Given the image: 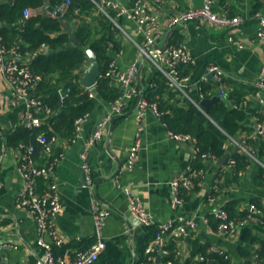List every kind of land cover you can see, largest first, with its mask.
Returning a JSON list of instances; mask_svg holds the SVG:
<instances>
[{"label":"crops","instance_id":"obj_1","mask_svg":"<svg viewBox=\"0 0 264 264\" xmlns=\"http://www.w3.org/2000/svg\"><path fill=\"white\" fill-rule=\"evenodd\" d=\"M117 1L130 7L134 3V0ZM261 1L260 9L264 12V0ZM204 3L205 0H161L153 7L158 10L159 21L163 23L178 11L201 7ZM256 3L257 0H214L217 12L244 17V23L237 28H224L204 20L190 21L175 28L170 40L174 37L184 40L196 59L195 65L186 66L182 71H186L189 76L192 86L190 92L195 99L200 98V104L205 99L217 97L219 101L226 97L221 95L213 75L208 76L207 80L203 79L209 65H218L226 72L227 91L235 84L251 86V82L264 71V40L257 34L260 25L254 18ZM64 7V4L51 5L50 0H45L44 7L31 10L29 16L37 13L61 16L65 12ZM51 8L62 13L52 12ZM100 15L98 8L80 14L92 24V29L99 27V30L97 21ZM29 16L24 14L25 18ZM116 19L120 27L116 26L121 33L117 35V48L110 52L114 53L118 66L124 70L137 57V44L143 41V36L137 33L136 23L132 19L123 15ZM64 22L66 28L74 29L80 19L67 17ZM98 31L92 38L101 36L102 31ZM157 72L150 61H143L136 82L138 94L126 99V111L112 116L115 117L113 129L110 120L103 136L90 148L92 187L86 183L80 153L98 122L111 112V102L100 94L96 95L95 107L83 125L80 136L74 141L59 136L53 153L58 161L52 179L58 183L60 190L62 208L56 215V225L64 243L55 246V254L69 253L74 257L92 245L96 238L94 204L98 203L111 210V213L107 216L104 228L106 248L94 264H137L143 247L156 230V224L181 214L195 218L198 227L189 236L170 239L169 243H173L174 248L180 251L174 264H201L205 262L203 252L207 255L210 252L227 254L232 264H245L246 257L242 251L253 252L260 247L258 241L246 240L245 232L249 230L264 239V226L254 218L238 229L234 236L219 232L211 221L213 206L208 201V195L217 185V203L225 205L236 201V209L240 212L246 211L254 198H260L264 203L263 171L257 162H250L245 169L246 174L236 178L232 169L225 167L218 159L210 157L203 161L196 158L194 144L172 137L166 124L150 109L146 115L147 128L137 162L132 169L123 168L128 148L135 140V113L139 96L142 94L144 98V94L150 91ZM208 80H211L213 88L211 96L205 97L200 83ZM112 84L120 91L118 84ZM248 103L256 105L251 92L245 94L242 105L247 106ZM24 108V104L13 102L9 84L0 75V264H19L22 261L36 264L43 253V248L37 244L36 221L17 205L23 178L19 171V150L11 143L10 136L22 125L21 112ZM255 125V117L250 114L244 126ZM239 136L252 139L251 133L246 130H241ZM252 140L254 145H258V140ZM227 148L231 151L236 146L229 143ZM44 156L40 150L38 164H42ZM199 163H204L203 172L194 174L193 171L199 169ZM184 174L197 179L198 189H184L182 194L185 201L175 206L172 183L176 177ZM124 187H128L151 211L155 220L153 225L139 223L131 214L129 197ZM154 264L165 263L160 260Z\"/></svg>","mask_w":264,"mask_h":264},{"label":"built area","instance_id":"obj_2","mask_svg":"<svg viewBox=\"0 0 264 264\" xmlns=\"http://www.w3.org/2000/svg\"><path fill=\"white\" fill-rule=\"evenodd\" d=\"M160 1L134 0L133 5L130 7L121 4L117 0H93L98 10L108 15L118 27L120 25L117 23L116 18L121 15L135 21L136 31L143 36V41L137 44V57L126 69L122 70L114 59L109 63L106 71L101 73V77H107L119 85L120 94L111 102V112L98 122L94 132L80 153L81 167L86 177V183L90 187L93 186L90 148L96 140L103 136L112 116L126 111V99L138 94L139 87L136 82L142 70L144 60L150 61L158 71L166 76L167 85L171 89L182 92L201 110H204L201 104L189 95L192 88L189 76L184 75L181 70L182 66L195 65L196 59L187 48L184 40L179 38L177 41L171 42L169 40L167 43H164L167 33L172 29L196 20H204L224 28H237L244 23V17L241 15H229L217 12L214 9V0H205L204 5L201 7H191L178 11L162 23L159 21L158 10L153 7V5L157 6ZM71 2L72 0H65V4L67 5ZM31 10L30 8H26L24 14L29 16ZM111 11L115 12L114 16L110 14ZM254 18L260 25L257 34L259 38L264 40V12L261 9L256 11ZM230 40H233V37H230ZM39 51L42 53L47 52L48 46L42 44ZM36 52L22 54L19 46H8L0 34V75L9 84L13 102L15 104H24L25 108L21 112V124L29 129L40 127L53 113L51 107L46 105L43 102L42 96L36 92L38 82L42 79L40 75L32 71L30 66L31 57ZM210 75L214 76L216 83L220 87L221 95H225L227 92L226 72L218 65L213 64L207 67L203 79L207 80ZM251 85L255 87L252 95L258 106L257 112L260 114V116L254 115L256 125L251 133V138L258 139L259 137H264V71L251 82ZM86 89L90 91L91 97L96 95L94 89ZM58 93L63 100L69 95L70 88L62 86L58 89ZM151 108H154L158 112L156 104H151L146 98H141L138 102L135 113L137 122L135 140L128 148V157L123 165L124 169H132L137 162L138 153L147 128L145 121L146 115ZM90 114V112H87L75 121L74 136L69 138V141H74L80 136L82 127L88 121ZM170 135L181 141L192 142L194 144L196 158L205 161L211 157L209 154L201 151L194 136L189 134H175L172 132H170ZM58 140V135L50 137L47 133L41 132L35 136V141H31L28 144H21L17 148L19 150V171L23 178L17 197V205L26 210L36 221L37 244L43 248L42 256L36 264H94L106 248L104 228L106 226L107 216L111 213V210L104 208L98 203L94 204L96 238L92 245L74 257H71L69 253L56 255L54 251L55 246H60L64 243V238L56 225V215L62 208L60 190L58 183L52 179V174L58 161L57 157L53 156L54 148ZM229 143H233L238 151L247 155L250 162H257L262 168L264 177V158L262 159L258 156L256 147L252 146L246 138L241 137H231L230 142L225 144L226 148ZM38 145L42 147L43 154L48 158L44 165L38 164ZM224 166L232 169L234 172L235 160L232 158L229 159L228 164H224ZM199 170L192 171L194 174H201L203 170ZM237 174L239 177H242L246 174V170H239ZM191 178V175L184 174L174 179L172 193L175 206H179L185 201L182 194V187L191 188L193 186ZM41 179H44L45 182L41 183ZM115 179L119 182L118 177ZM124 190L129 197L131 214L139 223L146 226L153 225L155 220L151 211L147 209L137 195L131 193L128 187H124ZM216 191H218L217 185L214 186L213 191L208 195V201L213 206V216L219 220L217 229L223 234L234 236L238 229L246 226L251 219L255 218L253 213L260 212L254 204H251L246 217H231L224 205L217 203ZM197 227L198 222L195 218L182 214L158 222L154 236L145 246L144 253L147 261L144 264H154L158 255L163 257L170 254L171 250L167 248L170 239L189 236ZM173 250L177 258L180 251L176 248H173ZM19 264L29 263L22 261ZM167 264H174V262L169 260ZM250 264L256 263L251 262Z\"/></svg>","mask_w":264,"mask_h":264},{"label":"trees","instance_id":"obj_3","mask_svg":"<svg viewBox=\"0 0 264 264\" xmlns=\"http://www.w3.org/2000/svg\"><path fill=\"white\" fill-rule=\"evenodd\" d=\"M50 4H64V14L58 16L37 13L25 18L24 10L26 8L38 10L44 7L45 0H3L0 2V34L8 46H19L22 54L37 51L30 60L32 71L42 77L38 82L36 92L42 96L43 102L53 110L52 115L40 127L29 129L21 125L11 133L10 141L16 148L20 147L21 144L35 141V136L41 132L47 133L50 137L58 135L68 139L72 138L74 136L75 121L87 112L91 113L96 104V95L91 97L90 91L79 84L83 73L82 68L88 63L86 49L91 48L96 52L102 73L106 71L109 63L115 59L114 53L110 51H115L117 48V35L121 33V30L103 12H100L101 15L97 21L100 30L99 27L92 29V24L80 16L88 10L97 8L93 0H72L68 5L65 4V0H50ZM261 5L262 1L257 0L254 11L260 10ZM110 14L114 16L115 12L111 11ZM67 17H78L80 23L74 29L66 28L64 19ZM98 30L102 31L101 36L92 38ZM178 39V37H174L171 42ZM42 44L48 46V51L45 53L39 51ZM185 67L182 66L181 70ZM157 73L154 84L151 86L150 91L144 94V98L151 104H156L157 110L163 115L164 123L170 132L194 136L201 151L219 161L229 151L230 155L224 164H228L229 159H234V174L236 178L239 177L237 171L246 169L250 159L247 155L238 151L237 148L231 151L228 150L225 144L230 142L231 137H240L241 130H246L248 133L253 132L254 127L244 126V122L250 114L260 116L257 112L258 106L255 104L253 106L250 103L243 106L242 103L245 100V94L248 92L253 93L255 87L235 84L231 90L226 92L225 98L212 103L206 110H201L182 92L171 89L167 85V78L162 72L158 71ZM182 73L187 75L186 71H182ZM210 81L200 83L201 92L205 97L211 96L213 85ZM62 86L70 88L69 95L63 100L58 93V89ZM97 90L100 96L110 102L120 94L112 81L104 76L100 78ZM189 95L200 103V98L195 99L191 92H189ZM255 140L259 141L258 145H254L252 139H247L252 146L257 148L258 156L263 159L264 137ZM40 150L42 151V147L38 145L37 156ZM47 160L48 158L44 156L40 165L46 164ZM203 167L204 163H199L198 168L203 169ZM191 179L193 185L195 184V187L192 186V188L198 189L197 179ZM44 182L45 180L41 179V183ZM192 188L182 187V191ZM252 201L257 210L260 211L253 213V215L264 226V203L260 198H254ZM236 203V201H230L224 207L231 217H246L249 209L240 212L236 209ZM210 217L213 225L218 227L219 220L213 215ZM245 239L260 243V247L253 252L250 250L247 252L242 251V255L246 257L245 264L251 262L264 264V239L253 235L249 230L245 232ZM148 242L149 240H147ZM145 246L137 264H144L147 261L144 253ZM167 248L171 252L167 256L161 257V261L165 264L169 260L176 263L178 259L175 257L173 243H168ZM203 255L205 262L202 263L232 264V260L227 254L210 252L207 255L203 252ZM208 256L209 260H207Z\"/></svg>","mask_w":264,"mask_h":264},{"label":"water","instance_id":"obj_4","mask_svg":"<svg viewBox=\"0 0 264 264\" xmlns=\"http://www.w3.org/2000/svg\"><path fill=\"white\" fill-rule=\"evenodd\" d=\"M51 11L59 15L62 13L61 11L55 10L54 8H51ZM174 31L175 29H172L167 33V36L165 39L166 43L170 40ZM86 53L88 56V63L82 68L83 73L79 80V84L85 88L94 89L95 94L98 95L99 91L97 90V84L101 78V73H102L101 64L98 59V55L91 48L86 49ZM141 98H142V94H140L139 96V101L141 100ZM218 99L219 98L217 97L211 100L205 99L201 102V106L204 108V110H206L209 104L217 101ZM151 109L156 114V116H158V118H160V120L164 122L163 115L159 114L154 108H151ZM114 118L115 117L111 118V129H113V126H114V123H113ZM229 155H230V152L229 151L226 152V154L221 158L220 162L224 164L225 161L228 159ZM160 260H161V255H158L156 261L160 262Z\"/></svg>","mask_w":264,"mask_h":264}]
</instances>
